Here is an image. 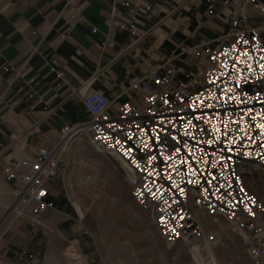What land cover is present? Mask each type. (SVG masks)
<instances>
[{
    "label": "built area",
    "instance_id": "2783aa9c",
    "mask_svg": "<svg viewBox=\"0 0 264 264\" xmlns=\"http://www.w3.org/2000/svg\"><path fill=\"white\" fill-rule=\"evenodd\" d=\"M224 3L238 15L225 42L205 49L199 75L182 80L167 63L151 68L116 107L101 91L81 94L86 120L5 169L6 181L16 184L10 212L38 219L53 208L49 183L63 174L64 147L84 134L127 166L131 198L164 243L212 244L217 236L204 218H223L243 233L248 256L264 264V204L246 183L256 172L264 177V40L250 23L264 3ZM27 256L37 264L25 252L18 260Z\"/></svg>",
    "mask_w": 264,
    "mask_h": 264
},
{
    "label": "crops",
    "instance_id": "0c3cea01",
    "mask_svg": "<svg viewBox=\"0 0 264 264\" xmlns=\"http://www.w3.org/2000/svg\"><path fill=\"white\" fill-rule=\"evenodd\" d=\"M237 15L224 0H0L1 262L15 264L26 250L39 264L66 263L75 243L89 264L88 233L75 228V211L57 192L37 220H10L16 184L6 181L5 169L86 120L87 90L105 93L116 107L151 68L167 63L182 80L199 75L192 52L219 48ZM250 23L264 40V13Z\"/></svg>",
    "mask_w": 264,
    "mask_h": 264
},
{
    "label": "rangeland",
    "instance_id": "374dc122",
    "mask_svg": "<svg viewBox=\"0 0 264 264\" xmlns=\"http://www.w3.org/2000/svg\"><path fill=\"white\" fill-rule=\"evenodd\" d=\"M202 50L201 53L194 54V51L192 52V55L198 59L200 71L206 62L204 49ZM85 136L89 151L75 147V142L71 140L61 157L63 174L51 180L53 187L49 185V190L50 193L57 192L63 205L74 209L75 212L72 213V216L78 220L75 228L88 233L85 240L87 242L89 240L90 244L88 248L90 252L89 264H128L131 253L136 257V260L138 259L134 264H258L247 254L243 233L233 225L232 228L227 226L229 223L223 218L218 219L226 222L227 229L221 234L220 244L222 245L219 246L220 252L215 257L211 256L208 250L202 249V246L191 248L180 243L178 246H182L184 250L176 259H174L173 252L170 251L166 253L164 261H158L159 249H153L150 241L141 238V232L145 226L127 218L126 206L134 208L146 218H149V215H145L133 202L130 195V182L126 179V172L120 161L99 150L93 151L91 140ZM68 177L71 178L70 181ZM253 177L249 181L251 184L248 183L247 186L249 185L250 191L264 204V191L262 192L260 188L262 186L264 188V177L259 172H256ZM79 178L83 181L82 185L78 183ZM117 191H122L124 197H111V195H116ZM72 192L76 199L74 201L71 198ZM16 217L17 214L12 213L10 220ZM21 218L37 220L31 216ZM207 226L211 232L215 233L212 226ZM154 232L156 237L160 238L155 226ZM160 245H164L161 238ZM71 246L70 244L69 253L66 252V264L85 261L77 248H71ZM71 250H74L73 254H71ZM23 252L28 254L26 250ZM15 264L32 263L30 258H26ZM54 264L65 263H61L60 259Z\"/></svg>",
    "mask_w": 264,
    "mask_h": 264
},
{
    "label": "bare ground",
    "instance_id": "6f19581e",
    "mask_svg": "<svg viewBox=\"0 0 264 264\" xmlns=\"http://www.w3.org/2000/svg\"><path fill=\"white\" fill-rule=\"evenodd\" d=\"M84 134H79L74 140H72L73 142H75V147H78V148H82V149H85V150H88L89 151V149H88V147H87V145H86V143H87V140L84 138ZM86 137V136H85ZM69 143H70V141L69 142H67V144L65 145V147H64V149L69 145ZM77 148V149H78ZM92 150L93 151H95V150H97L98 151V149L96 148V146H94L93 145V148H92ZM118 161H120V160H118ZM120 163H121V166H122V168H123V170H125V172H126V179L127 180H129V182H130V179H131V177H130V175H129V173H128V169H127V166L122 162V161H120ZM79 167V166H78ZM78 169H80V168H78ZM77 171V170H76ZM75 171V173H76V175H77V172ZM74 173V172H73ZM74 173V174H75ZM72 175V174H71ZM70 175V176H71ZM74 176V175H73ZM254 178V177H253ZM84 179V178H83ZM68 180L70 181L71 180V178L70 177H68ZM263 180V179H262ZM89 181V180H88ZM250 181V180H249ZM249 181H246V183L248 184L249 183ZM261 181V180H260ZM78 183L80 184V185H82L83 184V181L79 178V180H78ZM258 183H259V181H258ZM249 184H251V183H249ZM253 184V183H252ZM262 184V183H261ZM249 186V185H248ZM262 186V185H261ZM82 187V186H81ZM252 187V186H251ZM250 188V187H249ZM261 189H262V192L264 191V188H263V186L262 187H260ZM121 190V189H120ZM264 193V192H263ZM93 194V193H92ZM97 195V194H96ZM264 197V196H263ZM71 198H72V200L74 201V200H76L75 199V195H74V193L72 192L71 193ZM263 199V198H262ZM117 205V204H116ZM127 208H126V213H127V218H128V220H133V221H135L136 223H139L140 225H142V226H145V228L142 230V232H141V238L142 239H146V240H148V241H150V244H151V247L153 248V249H159V252H158V254H157V260L158 261H164V258H165V256H166V253H168V252H170V251H172L173 252V254H174V256H175V258L174 259H176V257L177 256H179L181 253H183V248H182V246H178L180 243H178V244H175V245H173V246H169V245H167L166 243H164V245L163 246H160L159 244H160V238H158V237H156V235H155V232H154V223H153V220H152V218L149 216V218H146V217H144L142 214H140L138 211H136L134 208H132V207H128V206H126ZM144 213V212H143ZM145 215H147L146 213H144ZM204 220L206 221V224L207 225H210V226H212L213 227V229H214V231H215V234H216V236H217V240L213 243V244H211V243H205V244H203V245H201L202 246V249L204 248L205 250H208V252H209V254H211V256H213V257H215L219 252H220V249H219V246H221L222 244H220L221 243V234L227 229V226H229V227H233L232 226V224H227V226H226V222L224 223V222H222V221H220L218 218H216V219H214V218H209V217H207V216H205V218H204ZM212 229V230H213ZM233 229H235V228H233ZM156 230V229H155ZM236 230V229H235ZM162 239V238H161ZM163 240V239H162ZM232 240H234V239H232ZM71 248H75L76 247V244L75 243H71ZM159 245V246H158ZM201 246H199L198 248H200ZM159 247H161V248H159ZM77 248V247H76ZM70 250V249H69ZM74 251V250H73ZM73 251L71 250V254H73ZM127 260V259H126ZM138 260V259H137ZM136 260V257H134L133 256V254L131 253V255L129 256V261H128V264H134V262L135 261H137ZM0 264H14V263H9V262H0ZM43 264H47V258L45 259V261H44V263ZM66 264V263H65ZM68 264H86V262L85 261H82V262H69Z\"/></svg>",
    "mask_w": 264,
    "mask_h": 264
},
{
    "label": "snow or ice",
    "instance_id": "6c2138e0",
    "mask_svg": "<svg viewBox=\"0 0 264 264\" xmlns=\"http://www.w3.org/2000/svg\"><path fill=\"white\" fill-rule=\"evenodd\" d=\"M245 43H247V41H245ZM242 55H246V53H242ZM251 66H249V68H250ZM262 68H264V65H262L261 66ZM199 118V117H198ZM258 127H260L261 129H264V125H258ZM173 139H175V137H173ZM209 143H211V141H209ZM177 151H179V150H177ZM151 159V158H150ZM134 163H135V161H134ZM137 166H139V165H137ZM44 193H41V195H43ZM140 193H138V195H139Z\"/></svg>",
    "mask_w": 264,
    "mask_h": 264
}]
</instances>
